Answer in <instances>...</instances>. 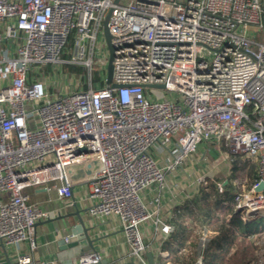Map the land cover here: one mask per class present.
Masks as SVG:
<instances>
[{
  "label": "built area",
  "instance_id": "obj_1",
  "mask_svg": "<svg viewBox=\"0 0 264 264\" xmlns=\"http://www.w3.org/2000/svg\"><path fill=\"white\" fill-rule=\"evenodd\" d=\"M109 11L118 88L105 84ZM64 66L82 77L63 75ZM224 147L227 165L230 156L257 164V182L234 196V209L263 215L264 0H0L1 245L33 252L36 224L54 217L29 204L26 189H53L64 204L81 187L89 216L117 221L130 257L147 264V226L158 242L174 231L161 213L171 177L198 188L206 177L186 163ZM209 235L199 232L195 264Z\"/></svg>",
  "mask_w": 264,
  "mask_h": 264
},
{
  "label": "crops",
  "instance_id": "obj_2",
  "mask_svg": "<svg viewBox=\"0 0 264 264\" xmlns=\"http://www.w3.org/2000/svg\"><path fill=\"white\" fill-rule=\"evenodd\" d=\"M209 150H200L193 156L186 163L187 169L191 171L195 170L196 176H204L210 179L218 176L217 172L220 171L222 180L225 179L227 177V168L224 171V167L226 166L224 163L223 166L213 165L212 167L215 169L202 165L209 154ZM210 152L211 156H209L211 158H219L216 151L211 149ZM171 178L176 180L171 182L169 190L165 192L161 200L163 219L170 224H172L171 219L173 218L174 210L177 209L179 211V209L186 208L198 190V188H195L196 186L190 185L184 179L185 177L183 175H175ZM25 194L29 198V204L37 205L44 211L53 212L54 217L36 224L37 248L33 252H30L26 244L9 247L0 244V264H8L19 257H28L36 262L44 261L48 263L69 264L80 253L93 251L101 254L102 264H137L130 257L129 247L119 223L113 219H94L89 216L86 210V203L80 201V198L83 196L81 187H75L73 189L72 199L64 204L57 200L56 193L53 189L47 192L43 187L29 188L25 190ZM145 195L148 199L147 201L153 198V195L147 192ZM80 220L88 230L92 248H90V245L86 241H80L75 248H68L66 245L65 237H71V231L79 225ZM195 234H198L195 230L188 232V236L181 243L183 242L185 246L191 244L190 236ZM170 235L164 241L158 242L153 236L151 225L147 226L143 233V241L147 247L143 259L147 264H149L147 254L151 255L153 264H174L170 254L172 253V249L175 248V244L171 243L167 247L169 249H163V244L169 239ZM196 250L197 245L195 244L193 254H191L192 250L189 245L184 247L182 252L184 256L189 258L192 256L195 261ZM194 261L191 264H195ZM188 262L186 261L185 264H188Z\"/></svg>",
  "mask_w": 264,
  "mask_h": 264
},
{
  "label": "trees",
  "instance_id": "obj_3",
  "mask_svg": "<svg viewBox=\"0 0 264 264\" xmlns=\"http://www.w3.org/2000/svg\"><path fill=\"white\" fill-rule=\"evenodd\" d=\"M73 70L78 71L79 68L73 67ZM92 81L103 85L99 82V77L97 80L93 77ZM226 168L225 179L206 178L205 183L198 187L190 204L179 211L174 210L171 219L174 231L163 244V249L169 247L171 243L175 244L170 254L174 264L180 262L185 264L186 261L191 264L194 261L192 256L191 259L184 256L182 249L189 245L193 254L202 229L211 232L203 264H260V260L263 259L264 252L261 251L264 249V214L253 219L245 217L234 209L233 204L236 194L243 193L257 182V164L230 156ZM218 182L223 183L222 193L217 192ZM192 230L198 234L191 235V244L185 246L181 241Z\"/></svg>",
  "mask_w": 264,
  "mask_h": 264
},
{
  "label": "water",
  "instance_id": "obj_4",
  "mask_svg": "<svg viewBox=\"0 0 264 264\" xmlns=\"http://www.w3.org/2000/svg\"><path fill=\"white\" fill-rule=\"evenodd\" d=\"M118 0H115V3H117ZM111 14V11H109L104 20L102 25V32L103 37L105 41V45L108 52V61L106 66V75H105V84L111 85V88H118L119 86L112 83V74H113V57H114V47L111 44V36L108 31L107 23L109 16ZM262 189V185L257 186V190ZM80 241H86L88 245L91 247V240L89 238L88 230L83 226L82 221L80 220L79 225H77L72 231H71V237H69L66 241V245L68 248H75L78 246ZM93 250V249H92ZM147 258L149 260V264H153V261L151 260V255L147 254Z\"/></svg>",
  "mask_w": 264,
  "mask_h": 264
},
{
  "label": "rangeland",
  "instance_id": "obj_5",
  "mask_svg": "<svg viewBox=\"0 0 264 264\" xmlns=\"http://www.w3.org/2000/svg\"><path fill=\"white\" fill-rule=\"evenodd\" d=\"M102 49H103V47H102ZM104 53V52H103ZM72 68V69H71ZM49 71V70H48ZM47 71V72H48ZM53 73V72H52ZM52 73H50V74H52ZM62 73H63V75H66L67 77H70L71 75H74L75 76V78H81L82 77V75H83V72H82V70L79 68V70L78 71H76V70H73V67H68V66H64L63 68H62ZM92 74H93V77H94V79L95 80H97L98 79V77H99V74H98V67L97 66H94L93 67V71H92ZM81 76V77H80ZM48 78H51V76H49ZM53 90H55V92L57 93L58 92V90H57V87L56 88H54ZM211 150V149H210ZM210 150H209V154L207 155V157H206V159L204 160V162H203V166L204 167H208V166H210V167H212L213 165H217V166H223V163H224V165H226L225 167H224V171H225V168L228 166L227 165V163H225L227 160L225 159V157L223 158V155H227V153H228V151H227V148H222L221 150H220V155L222 154V156L220 157V156H218L219 158H217V157H215V158H217V159H215V158H211L210 156H211V152H210ZM210 155V156H209ZM217 166H216V168H217ZM212 168H214V167H212ZM215 169V168H214ZM222 169H223V167H222ZM217 175L218 176H216V177H219L220 179H222V177H221V175H220V171L219 172H217ZM196 245H197V241H196ZM261 252H264V249H262V251ZM262 257H263V259H261L260 260V264H264V254H262ZM196 261V260H195Z\"/></svg>",
  "mask_w": 264,
  "mask_h": 264
}]
</instances>
